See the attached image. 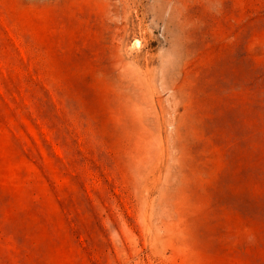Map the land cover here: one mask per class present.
<instances>
[{"label": "rangeland", "instance_id": "374dc122", "mask_svg": "<svg viewBox=\"0 0 264 264\" xmlns=\"http://www.w3.org/2000/svg\"><path fill=\"white\" fill-rule=\"evenodd\" d=\"M0 264H264V0H0Z\"/></svg>", "mask_w": 264, "mask_h": 264}]
</instances>
